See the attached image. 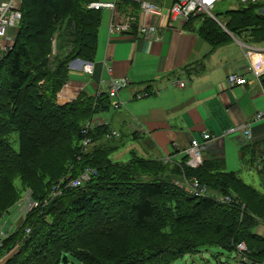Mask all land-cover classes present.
Listing matches in <instances>:
<instances>
[{
    "label": "trees",
    "instance_id": "16d2710c",
    "mask_svg": "<svg viewBox=\"0 0 264 264\" xmlns=\"http://www.w3.org/2000/svg\"><path fill=\"white\" fill-rule=\"evenodd\" d=\"M92 1L21 0L13 46L0 61V220L27 190L37 205L3 239L1 264H172L210 248H217L210 252L216 264L226 263L224 255L264 264V235L255 230L264 225V140H245L239 149L242 165L258 175V190L226 170L223 158H203L191 168L186 157L172 165L131 149L128 161H113L122 141L108 140L111 125L95 119L112 108L108 94L80 93L57 103L70 64L94 61L102 9L88 8ZM117 4L139 6L136 0ZM221 15L223 26L205 14L184 26L211 50L242 33L250 36L239 38L244 43L264 42L261 4L240 2ZM260 81L264 86V75ZM87 168L95 170L88 180L76 187L63 181L51 195L60 180ZM193 177L212 193L190 192L185 181Z\"/></svg>",
    "mask_w": 264,
    "mask_h": 264
},
{
    "label": "crops",
    "instance_id": "0c3cea01",
    "mask_svg": "<svg viewBox=\"0 0 264 264\" xmlns=\"http://www.w3.org/2000/svg\"><path fill=\"white\" fill-rule=\"evenodd\" d=\"M154 1L170 4V0ZM198 22L194 21L196 27ZM171 23L160 19L159 40L109 34L104 24L98 32L93 72L85 73V62L74 60L69 66V79L57 94V103L69 102L80 93L95 96L108 92L111 80L123 83L113 97L120 104L118 108L112 107L118 115L102 118L100 113L95 117L97 123L109 124L117 131L108 140L122 144L126 139L134 140L141 156L167 160L172 165L188 158L190 140L202 132L220 136L249 119L252 142L264 140V86L260 81L264 73L255 79L247 70L246 59L264 71V48L236 39L211 50L195 31L185 28L181 19ZM229 69L244 75L247 82L229 87ZM179 82L184 86H179ZM148 87L150 95L136 97ZM258 112L263 113L262 118L252 119ZM114 120L119 128L114 126ZM244 141L237 132L217 137L209 143L204 158H223L232 171L235 165L228 157H234L245 168L239 158L240 147L247 144ZM17 209L14 214L11 211L10 223L19 217L16 213L21 212ZM255 230L264 235L263 224Z\"/></svg>",
    "mask_w": 264,
    "mask_h": 264
},
{
    "label": "built area",
    "instance_id": "2783aa9c",
    "mask_svg": "<svg viewBox=\"0 0 264 264\" xmlns=\"http://www.w3.org/2000/svg\"><path fill=\"white\" fill-rule=\"evenodd\" d=\"M119 0L112 1H100L95 0L90 2L87 6L95 10H109L111 13L110 24L108 27L109 34L117 35H139L143 38L159 40L158 30L160 27V19L167 24H172V20L181 19L182 23L186 22L191 16L207 13L209 17L215 19V15L212 13L215 3L223 0H170L169 5H161L153 0H136L139 2L137 9L133 7L120 8L117 2ZM242 3L252 2L259 3L264 9V0H238ZM165 17V18H164ZM22 18L21 0H0V61L2 57L12 48L14 35ZM216 20V19H215ZM252 49V48H250ZM247 57V56H246ZM247 70L255 78L258 79L263 73V70L257 69L249 58ZM82 69L85 73L91 74L93 72V63L85 62L82 65ZM108 71L112 69L109 67ZM247 82V79L241 73L234 69H229L226 75V83L229 87L243 86ZM179 86H184L183 82L178 83ZM124 84L119 81H110V88L107 92L108 96L112 99L117 95V92ZM177 85V83H176ZM147 96V92H142L136 95L138 98ZM112 106L118 108L119 103L113 102ZM263 113L258 112L252 119L259 120L262 118ZM90 124V123H89ZM237 132L241 134L245 140H252L251 119L244 121L241 124L235 125L232 128L227 129L220 136L212 135L208 132H202L199 137L192 138L187 148V156L189 159V165L198 167L203 161V153L207 150L209 143L217 139V137H224L231 133ZM112 135H116V131H112ZM89 140H84L83 144L86 145ZM92 174H95V170L91 168L85 169L78 177L69 180H60L51 195H57L60 193L63 183L65 186L76 187L88 180ZM185 184L189 187L190 192L195 195L208 196L212 192L205 186L200 184L198 179L190 178L185 181ZM22 202H24V208H19L21 214H26L32 207L34 201L30 197V191L24 192ZM223 201H228L229 198L220 196ZM19 204V203H18ZM25 217V216H24ZM29 231V229H27ZM8 235L7 230L0 226V246L3 239ZM239 249L245 248L243 243H239L237 246Z\"/></svg>",
    "mask_w": 264,
    "mask_h": 264
},
{
    "label": "rangeland",
    "instance_id": "374dc122",
    "mask_svg": "<svg viewBox=\"0 0 264 264\" xmlns=\"http://www.w3.org/2000/svg\"><path fill=\"white\" fill-rule=\"evenodd\" d=\"M100 1H112V0H100ZM240 4V2L238 0H223V1H218L217 3H215L214 8L212 9V13L215 15V19L217 21L223 20V16L221 15L222 11L226 10V9H230V8H234L236 6H238ZM264 11V9H263ZM206 16L208 15L207 13H204ZM110 18H111V13L109 10H102V20H101V24H100V30L102 28V26L104 24H106V27H109L110 24ZM216 21V22H217ZM198 23H196V25H198ZM246 38L248 41H250V36H248V33H242L241 36H238L237 38L235 37H231L232 40H236V39H242V38ZM234 38V39H233ZM253 45V44H251ZM258 47H263L264 48V42L260 43L257 45ZM105 77V76H104ZM106 78V77H105ZM102 93H107L106 92H102ZM118 101L117 99H112L111 102H115ZM118 112L114 111L113 108H110L106 111H104L103 113L100 114V117L103 118L104 117H109V118H113V116ZM131 113V111H130ZM103 115V116H102ZM114 126L119 128L120 125H118V122H116L114 120ZM11 137V142L13 144V147L17 150L19 147V143H18V137L17 134L14 132L10 135ZM135 147V148H132ZM136 145H135V141L134 140H129L126 139L124 140L123 144L120 146L119 149H117L116 151H114L110 156L112 158L113 161H119V162H126L128 161L131 157V149H134L136 154L141 155V153L136 149ZM204 156V153H203ZM229 161H231L233 163V165H235V168H233L232 171H235L247 184L255 187L258 190H261V185H260V181L258 178V175L255 171V169H248V168H242L240 162L237 160L236 158L233 157L230 158L228 157ZM167 162V160L165 161ZM189 159L185 160V164L191 168H195L191 165H189ZM169 163V162H168ZM170 164V163H169ZM170 166V165H169ZM171 167V166H170ZM226 170H231V168L229 166H227L225 168ZM185 181V179H182ZM15 183L17 186H20V180L19 179H15ZM176 184H179L178 181H175ZM22 198H24V200L26 199V197L22 196ZM22 198L20 199V201H18L16 203V205H14L13 207H11L9 210H6L5 212H7L6 214H4V216L2 217V219L0 220V226H2L5 230H7V232L9 233L10 231H13L17 228V226L20 225L22 218H24L25 214H21V213H16V214H20L18 218L15 219V221L13 223H10V213L12 211V214H14L16 211L19 210V208H24V202H22ZM19 203V204H18ZM37 205L36 202H34L32 204V206ZM215 251H217V248H210L208 251H204L202 249V252L196 254V255H192V256H186L184 259L182 260H178L172 264H216V258H214V256L212 254H210V252L214 253ZM205 253V254H203ZM7 257L4 256L2 258H0V264L2 263V261ZM223 260L226 261V263L224 264H239V261L235 260L234 258L228 257L226 255L223 256ZM218 264H221L220 262Z\"/></svg>",
    "mask_w": 264,
    "mask_h": 264
},
{
    "label": "water",
    "instance_id": "95a60500",
    "mask_svg": "<svg viewBox=\"0 0 264 264\" xmlns=\"http://www.w3.org/2000/svg\"><path fill=\"white\" fill-rule=\"evenodd\" d=\"M218 22V21H217ZM221 26H223L220 22H218Z\"/></svg>",
    "mask_w": 264,
    "mask_h": 264
}]
</instances>
